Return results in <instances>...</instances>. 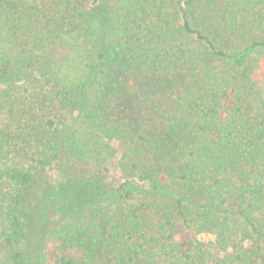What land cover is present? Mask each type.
<instances>
[{"label":"trees","instance_id":"1","mask_svg":"<svg viewBox=\"0 0 264 264\" xmlns=\"http://www.w3.org/2000/svg\"><path fill=\"white\" fill-rule=\"evenodd\" d=\"M0 264H264V0H0Z\"/></svg>","mask_w":264,"mask_h":264},{"label":"rangeland","instance_id":"2","mask_svg":"<svg viewBox=\"0 0 264 264\" xmlns=\"http://www.w3.org/2000/svg\"><path fill=\"white\" fill-rule=\"evenodd\" d=\"M120 155L118 154L110 164H107L103 167V172L113 178L114 180H118L120 178V172L118 171V161H119ZM57 206V205H56ZM179 232L182 237V239L186 242L191 240H199L204 243L212 242L214 241V235L210 233H194L188 229H186L184 226L179 227Z\"/></svg>","mask_w":264,"mask_h":264}]
</instances>
